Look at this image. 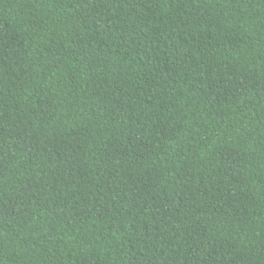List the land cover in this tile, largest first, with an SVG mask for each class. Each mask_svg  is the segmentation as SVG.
<instances>
[{"label":"trees","instance_id":"obj_1","mask_svg":"<svg viewBox=\"0 0 264 264\" xmlns=\"http://www.w3.org/2000/svg\"><path fill=\"white\" fill-rule=\"evenodd\" d=\"M0 264H264V0H0Z\"/></svg>","mask_w":264,"mask_h":264}]
</instances>
